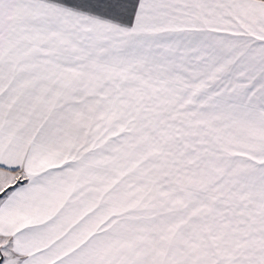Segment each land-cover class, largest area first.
I'll return each mask as SVG.
<instances>
[{
  "label": "snow or ice",
  "instance_id": "obj_1",
  "mask_svg": "<svg viewBox=\"0 0 264 264\" xmlns=\"http://www.w3.org/2000/svg\"><path fill=\"white\" fill-rule=\"evenodd\" d=\"M0 264H264V0H0Z\"/></svg>",
  "mask_w": 264,
  "mask_h": 264
}]
</instances>
